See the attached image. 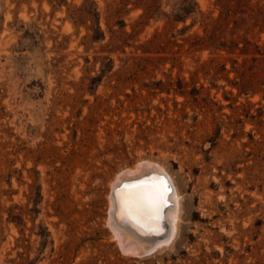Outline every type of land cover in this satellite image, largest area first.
<instances>
[{
    "label": "rangeland",
    "instance_id": "rangeland-1",
    "mask_svg": "<svg viewBox=\"0 0 264 264\" xmlns=\"http://www.w3.org/2000/svg\"><path fill=\"white\" fill-rule=\"evenodd\" d=\"M147 161L181 214L134 257L109 196ZM0 264H264V0H0Z\"/></svg>",
    "mask_w": 264,
    "mask_h": 264
},
{
    "label": "bare ground",
    "instance_id": "bare-ground-1",
    "mask_svg": "<svg viewBox=\"0 0 264 264\" xmlns=\"http://www.w3.org/2000/svg\"><path fill=\"white\" fill-rule=\"evenodd\" d=\"M160 178H163V181ZM138 181L143 183L138 184ZM125 185H131L132 188H126ZM136 187H154L161 191L165 188L170 189L164 193L158 214L155 211H152L150 215L129 212L127 193ZM179 191L173 177L162 165L150 161L139 162L115 178L109 196L107 224L123 253L134 257H144L172 241L178 230L181 214ZM168 205L170 206L166 209ZM166 224L168 234L164 236Z\"/></svg>",
    "mask_w": 264,
    "mask_h": 264
},
{
    "label": "snow or ice",
    "instance_id": "snow-or-ice-1",
    "mask_svg": "<svg viewBox=\"0 0 264 264\" xmlns=\"http://www.w3.org/2000/svg\"><path fill=\"white\" fill-rule=\"evenodd\" d=\"M163 181V178H160ZM142 184V181H138ZM126 188H132L131 185H125ZM170 191L169 188L163 191L156 188L136 187L127 193V207L130 213L140 215H150L152 211L159 212L160 203L164 199V193Z\"/></svg>",
    "mask_w": 264,
    "mask_h": 264
},
{
    "label": "trees",
    "instance_id": "trees-1",
    "mask_svg": "<svg viewBox=\"0 0 264 264\" xmlns=\"http://www.w3.org/2000/svg\"><path fill=\"white\" fill-rule=\"evenodd\" d=\"M152 6H149V10H151Z\"/></svg>",
    "mask_w": 264,
    "mask_h": 264
}]
</instances>
